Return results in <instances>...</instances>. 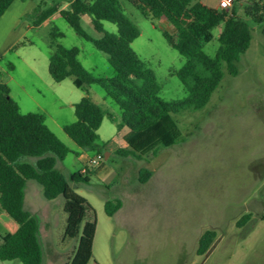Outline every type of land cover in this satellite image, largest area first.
<instances>
[{
	"label": "rangeland",
	"instance_id": "1",
	"mask_svg": "<svg viewBox=\"0 0 264 264\" xmlns=\"http://www.w3.org/2000/svg\"><path fill=\"white\" fill-rule=\"evenodd\" d=\"M41 10L68 9L72 0H29ZM125 16L137 27L139 36L132 50L155 76L164 102L182 100L186 94L175 76L183 58L164 39L161 22L152 23L131 3L119 0ZM32 13V12H29ZM237 16L246 18L242 8ZM31 28L19 44L0 57V82L22 114L45 117L46 126L69 149L56 168L68 180L70 175L92 170L97 151L103 156L105 171L90 175L89 182L75 189L94 209L97 220L92 258L88 264H264V23L247 17L250 26L249 49L236 62L232 76L222 65L223 78L204 108L172 115L184 141L160 148L151 160L122 157L124 144L117 141L116 124L104 118L97 130L93 148L81 149L64 133L65 125L75 122L73 105L88 96L102 108L118 116L116 103L98 86L86 90L73 86V77L55 83L48 73L51 44L77 48L78 60L94 77L110 79L115 75L107 55L81 38L55 13L46 22ZM80 25L93 39L102 37L90 16H80ZM103 30L115 34L116 25L102 22ZM220 27L203 51L215 57ZM61 34V36H54ZM12 66V69L9 68ZM110 152L108 159L104 154ZM100 162V163H101ZM151 171L141 184L138 171ZM121 201V208L108 217L105 202ZM63 199L44 198L34 181L25 186L24 208L39 223L41 264H65L76 245L64 239L66 215ZM251 213L245 226L237 220ZM0 235L13 233L17 225L0 214ZM206 230L217 233L207 254L196 248ZM0 264H21L18 260Z\"/></svg>",
	"mask_w": 264,
	"mask_h": 264
},
{
	"label": "trees",
	"instance_id": "2",
	"mask_svg": "<svg viewBox=\"0 0 264 264\" xmlns=\"http://www.w3.org/2000/svg\"><path fill=\"white\" fill-rule=\"evenodd\" d=\"M13 1L0 0V17ZM125 1L133 4L153 24L161 22L165 25L162 30L164 39L184 60L174 73L186 94L182 100L164 102L159 97L160 87L154 74L131 48L139 30L125 16L119 0H72L66 10L55 6L41 10L36 6L28 16L35 19L32 25L37 27L59 13L81 38L107 55L108 64L115 72L110 79L94 78L79 62L77 48L51 44L53 52L48 60V73L55 83L73 77V86L81 90L98 85L120 111L118 116H114L88 96L82 97L73 105L76 120L64 126V133L78 148L92 149L98 139L97 130L107 118L116 124L117 141L125 146L117 154L149 161L160 148H169L184 141L172 115L204 108L223 78L222 65L230 75H236V62L251 43L250 26L245 19L251 17L264 23V3L238 0L246 17L243 19L235 10L210 8L198 0ZM84 14L90 16L93 28L102 33L101 38L93 39L84 32L80 25V16ZM102 22L116 25V33L105 32ZM217 27H220L219 47L212 58L204 53L203 45L211 41L212 30ZM68 153L69 149L46 126L44 115L21 114L9 96L8 86L0 82V214H6L17 225L14 233L0 235L1 261L42 263L39 223L24 208L28 181H34L41 187L45 199H63L62 209L66 215L63 237L76 242L65 264H88L91 260L96 214L75 189L87 184L90 175L105 171V167L101 162L84 174L79 171L70 175L67 180L56 164ZM97 153L101 154L100 151ZM151 174L149 169H139L138 182L146 183ZM121 205L120 200L105 202L106 215L112 217ZM252 217L251 213L242 215L236 227L245 226ZM260 220L264 221V213ZM216 237L214 230L204 231L198 239L196 254H207Z\"/></svg>",
	"mask_w": 264,
	"mask_h": 264
},
{
	"label": "crops",
	"instance_id": "3",
	"mask_svg": "<svg viewBox=\"0 0 264 264\" xmlns=\"http://www.w3.org/2000/svg\"><path fill=\"white\" fill-rule=\"evenodd\" d=\"M198 1L207 7L218 8L219 2L221 0ZM257 1L264 3V0ZM239 7L241 8L240 2L236 0L230 10H235L237 12ZM34 8L35 5L29 0H14L4 12V14L0 17V57L6 52H10L11 49L20 42L21 38H23L27 29L31 28V24L28 22L29 19H27V15H29V12H32ZM110 154V152H106L104 154L105 159H108ZM15 231L16 229L14 232Z\"/></svg>",
	"mask_w": 264,
	"mask_h": 264
},
{
	"label": "built area",
	"instance_id": "4",
	"mask_svg": "<svg viewBox=\"0 0 264 264\" xmlns=\"http://www.w3.org/2000/svg\"><path fill=\"white\" fill-rule=\"evenodd\" d=\"M236 0H221L219 2L218 8L224 9V10H229L232 5L235 3ZM103 159V156L100 153H97V157L95 159L91 160V164L96 167ZM86 169L83 170L85 172Z\"/></svg>",
	"mask_w": 264,
	"mask_h": 264
}]
</instances>
